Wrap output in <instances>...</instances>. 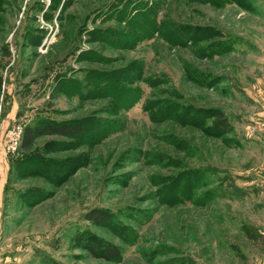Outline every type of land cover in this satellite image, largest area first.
Masks as SVG:
<instances>
[{"label":"rangeland","instance_id":"374dc122","mask_svg":"<svg viewBox=\"0 0 264 264\" xmlns=\"http://www.w3.org/2000/svg\"><path fill=\"white\" fill-rule=\"evenodd\" d=\"M85 118L11 169L12 127ZM0 160V264H264V0H0Z\"/></svg>","mask_w":264,"mask_h":264},{"label":"trees","instance_id":"16d2710c","mask_svg":"<svg viewBox=\"0 0 264 264\" xmlns=\"http://www.w3.org/2000/svg\"><path fill=\"white\" fill-rule=\"evenodd\" d=\"M215 2V1H213ZM154 8L145 9L148 16L152 15ZM140 32L141 29H140ZM182 34L187 35L186 30H182ZM200 34L198 33L197 36ZM196 37V36H195ZM56 88V87H55ZM55 92L53 91L49 96L54 100ZM207 117H211L209 121L208 134L214 137L228 135L232 132V126L228 121L226 115L218 109L208 111ZM94 132V125L88 119L68 120V121H48L38 120L25 123L22 131L21 141L18 148L20 157L15 158L14 161L9 160L11 169L18 170V167L30 165L35 166L37 171L40 169L42 159V151L38 148L37 142L41 138H63L70 140H78L87 137L88 134ZM28 163V164H27ZM13 166V168H12ZM36 171V172H37ZM7 185V184H6ZM6 188V186H5ZM4 188V190H5ZM84 220L94 225L105 224L113 218L112 214L102 208H93L84 214ZM240 232L252 244L259 246L264 252V232L248 224H241L239 227ZM83 241L84 248H87L91 254L101 259L114 260L119 257L120 251L117 247L110 244H104L100 241L91 240L88 242ZM230 249L239 260L244 259V255L240 252L239 248L235 245H230Z\"/></svg>","mask_w":264,"mask_h":264},{"label":"built area","instance_id":"2783aa9c","mask_svg":"<svg viewBox=\"0 0 264 264\" xmlns=\"http://www.w3.org/2000/svg\"><path fill=\"white\" fill-rule=\"evenodd\" d=\"M23 128L20 126H14L10 131L7 132V153L15 154L18 151Z\"/></svg>","mask_w":264,"mask_h":264},{"label":"crops","instance_id":"0c3cea01","mask_svg":"<svg viewBox=\"0 0 264 264\" xmlns=\"http://www.w3.org/2000/svg\"><path fill=\"white\" fill-rule=\"evenodd\" d=\"M0 163H2L1 160H0ZM3 168H5L4 164H2V166H0V205L2 202L3 191L5 188V184H6V176L3 175L5 169H3Z\"/></svg>","mask_w":264,"mask_h":264}]
</instances>
